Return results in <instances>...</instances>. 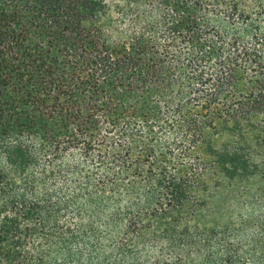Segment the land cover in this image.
I'll return each instance as SVG.
<instances>
[{"label":"trees","instance_id":"trees-1","mask_svg":"<svg viewBox=\"0 0 264 264\" xmlns=\"http://www.w3.org/2000/svg\"><path fill=\"white\" fill-rule=\"evenodd\" d=\"M264 0H0V264H264Z\"/></svg>","mask_w":264,"mask_h":264},{"label":"rangeland","instance_id":"rangeland-1","mask_svg":"<svg viewBox=\"0 0 264 264\" xmlns=\"http://www.w3.org/2000/svg\"><path fill=\"white\" fill-rule=\"evenodd\" d=\"M260 118H261V119H263V118H264V115H263V116H261Z\"/></svg>","mask_w":264,"mask_h":264}]
</instances>
